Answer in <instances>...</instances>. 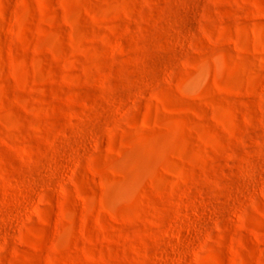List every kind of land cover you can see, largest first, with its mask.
Listing matches in <instances>:
<instances>
[{
	"label": "rangeland",
	"instance_id": "rangeland-1",
	"mask_svg": "<svg viewBox=\"0 0 264 264\" xmlns=\"http://www.w3.org/2000/svg\"><path fill=\"white\" fill-rule=\"evenodd\" d=\"M0 264H264V0H0Z\"/></svg>",
	"mask_w": 264,
	"mask_h": 264
}]
</instances>
